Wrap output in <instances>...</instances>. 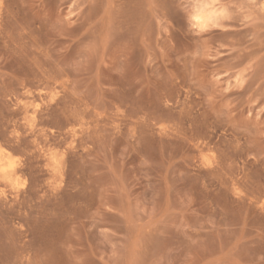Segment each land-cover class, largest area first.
Returning a JSON list of instances; mask_svg holds the SVG:
<instances>
[{
  "label": "rangeland",
  "instance_id": "rangeland-1",
  "mask_svg": "<svg viewBox=\"0 0 264 264\" xmlns=\"http://www.w3.org/2000/svg\"><path fill=\"white\" fill-rule=\"evenodd\" d=\"M221 3L0 0V264H264V0Z\"/></svg>",
  "mask_w": 264,
  "mask_h": 264
},
{
  "label": "clouds",
  "instance_id": "clouds-1",
  "mask_svg": "<svg viewBox=\"0 0 264 264\" xmlns=\"http://www.w3.org/2000/svg\"><path fill=\"white\" fill-rule=\"evenodd\" d=\"M183 11L187 28L194 34L218 27L228 18L227 8L221 0H184Z\"/></svg>",
  "mask_w": 264,
  "mask_h": 264
},
{
  "label": "bare ground",
  "instance_id": "bare-ground-1",
  "mask_svg": "<svg viewBox=\"0 0 264 264\" xmlns=\"http://www.w3.org/2000/svg\"><path fill=\"white\" fill-rule=\"evenodd\" d=\"M4 153V152H3ZM6 155V154H5ZM4 156V155H3ZM6 158H7V156H5ZM1 162V161H0ZM2 163V162H1ZM3 165V164H2ZM5 165V164H4ZM0 168H2V166L0 167ZM2 170V169H1ZM9 171V167H7V166H4V168H3V170H2V172L3 173H7ZM13 171V170H12ZM11 171V172H12ZM13 174V173H12ZM5 175V174H4ZM9 175V174H8ZM12 177V176H11ZM1 178H2V176H1Z\"/></svg>",
  "mask_w": 264,
  "mask_h": 264
}]
</instances>
